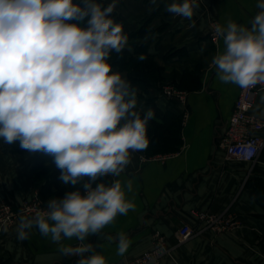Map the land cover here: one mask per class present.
Masks as SVG:
<instances>
[{"label":"clouds","instance_id":"9594fccd","mask_svg":"<svg viewBox=\"0 0 264 264\" xmlns=\"http://www.w3.org/2000/svg\"><path fill=\"white\" fill-rule=\"evenodd\" d=\"M116 6V0L106 7L95 0H0V139L51 157L63 185L83 188L50 198L31 217L20 215L16 238L28 239L36 227L55 243L75 239V245L60 244L59 252L79 256L76 264H107L85 240L135 204L126 195L132 180L125 186L103 178L119 177L130 154L148 148L155 116L151 109L141 116L138 90L109 63L128 44L111 17ZM256 7L250 27L231 19L214 25L224 48L211 64L221 82L242 89L264 85V0ZM197 8V0H174L166 11L191 21ZM0 231L8 232L7 224ZM129 246L119 233L117 254Z\"/></svg>","mask_w":264,"mask_h":264},{"label":"crops","instance_id":"0c3cea01","mask_svg":"<svg viewBox=\"0 0 264 264\" xmlns=\"http://www.w3.org/2000/svg\"><path fill=\"white\" fill-rule=\"evenodd\" d=\"M95 2L106 7L112 0ZM172 2L116 0L111 17L124 16L128 34L149 20L148 50L164 67L163 82L146 93L138 90L137 108L146 112L156 105L170 116L179 117L182 146L178 151L152 156L132 152L125 171L111 178L125 186L132 180V191H126V195L135 209L118 215L100 234L89 235L85 242L93 244L107 264H118L152 249L153 233L160 231L171 248L160 264H264V149L253 164L230 158L219 147L240 87L221 82L211 64L213 56L224 48L222 38H211L214 25H225L231 19L250 27L260 11L257 0H197L199 8L191 21L167 12L166 6ZM193 21L195 27L190 28ZM194 59L203 62L191 69ZM113 71L125 77L117 68ZM187 71L200 80L201 87L185 84L186 88L181 89L186 92L185 102L167 96L164 86H176ZM253 113L264 119V89L257 95ZM260 135L264 137V131ZM36 154L13 152L0 139V204L18 211L25 201H41L34 185ZM198 212L229 213L240 226L220 234L204 230L179 243L177 231L183 225L202 227L195 215ZM20 215L32 216L17 214L2 223L0 209V225L8 227V232L0 231V264H76L79 256L69 258L59 252L60 244L75 245V239L55 243L50 235L44 237L33 227L28 239L18 240L15 229ZM119 233L130 240L123 255L117 254Z\"/></svg>","mask_w":264,"mask_h":264},{"label":"trees","instance_id":"16d2710c","mask_svg":"<svg viewBox=\"0 0 264 264\" xmlns=\"http://www.w3.org/2000/svg\"><path fill=\"white\" fill-rule=\"evenodd\" d=\"M114 21L122 25L123 33L128 37V44L121 53L117 54L113 52L111 54L109 63L112 66V70L114 68H117L120 72L125 70L126 73L124 78L127 79L134 88L142 90L145 93L149 92L151 87L157 86L163 81L162 74L164 71V67L159 64L148 50L149 42L147 41L146 33L149 30V20L146 21L138 31L130 34L125 31L127 20L124 16L117 15ZM129 44H131V48H129ZM140 54H144L146 59L140 61L138 59ZM189 83L196 89L201 87L200 80H197L194 74L189 71L184 73L181 82L176 86L179 89H184L186 88L185 84ZM137 110L141 113V116L145 113L139 108H137ZM153 111L155 116L148 124L149 146L146 150L140 152L152 156L180 150L182 139L180 136L181 123L179 117L174 115L170 116L169 113L162 111L156 105L153 106ZM33 172L34 185L39 189L38 197L44 204H46L50 198L63 197L65 192L69 190L80 188L83 192L81 185H63L58 179L60 171L55 168L52 163V158L43 153L37 152L33 161ZM103 179L108 183L112 182L111 176Z\"/></svg>","mask_w":264,"mask_h":264},{"label":"built area","instance_id":"2783aa9c","mask_svg":"<svg viewBox=\"0 0 264 264\" xmlns=\"http://www.w3.org/2000/svg\"><path fill=\"white\" fill-rule=\"evenodd\" d=\"M213 41L218 38L214 36V28L211 32ZM264 89V85H257L254 88L239 89L238 98L235 101L233 112L229 118L226 131L219 139V147L225 151L228 157L249 163H256L264 148V137L260 135L264 131V119L253 113L258 93ZM164 93L179 99L186 100V92L174 86H164ZM1 221L8 222L17 214H31L37 210H44L37 201H25L18 211H14L10 205L0 204ZM201 228H193L190 225H183L177 231L179 243H184L192 237L209 230L215 234L232 231L240 226V222L229 213L212 214L209 212L195 213ZM171 253L167 244V238L160 231L153 233V248L143 254L118 264H160L163 259Z\"/></svg>","mask_w":264,"mask_h":264},{"label":"rangeland","instance_id":"374dc122","mask_svg":"<svg viewBox=\"0 0 264 264\" xmlns=\"http://www.w3.org/2000/svg\"><path fill=\"white\" fill-rule=\"evenodd\" d=\"M202 62H203V60H201ZM200 61V62H201ZM200 62L199 61H195V59L194 60H192V63L189 65V67L191 68V69H193V67L196 65V63H198V64H200ZM123 73H126V71L124 70V71H122ZM163 82V81H162ZM166 86H170V85H166ZM174 87H176V88H178L177 86H174ZM179 89V88H178ZM179 90H181V89H179ZM15 145H16V147H15ZM11 146V148H12V150H13V152H16V151H18V152H20V153H22V151L23 150H21L20 151V148H19V146H18V143H16V144H12V145H10ZM264 149V148H263ZM24 152H26V151H24ZM260 157V156H259ZM259 157H258V159H259ZM258 159H257V161H258ZM256 161V162H257ZM37 203L39 204V206H42L43 208H46V204H44V203H42L41 201H37ZM3 223V222H2Z\"/></svg>","mask_w":264,"mask_h":264}]
</instances>
